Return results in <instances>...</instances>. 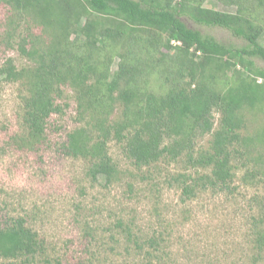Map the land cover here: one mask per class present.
Instances as JSON below:
<instances>
[{"label": "trees", "instance_id": "trees-1", "mask_svg": "<svg viewBox=\"0 0 264 264\" xmlns=\"http://www.w3.org/2000/svg\"><path fill=\"white\" fill-rule=\"evenodd\" d=\"M207 1L0 0L10 14L5 39L26 61L8 57L0 68L23 91L26 134L14 141L27 150L44 144L50 120L71 99L78 125L59 149L85 160L93 181L124 179L113 142L138 170L182 162L185 171L168 186L183 201L232 193L239 171L245 183L264 174V68L257 63L264 61V0H214L234 12ZM184 18L226 28L248 45L222 43ZM261 211L249 264H264V205ZM119 226L145 251L143 264L168 257L163 234L141 240ZM0 264L63 262L25 218L8 217L0 218Z\"/></svg>", "mask_w": 264, "mask_h": 264}, {"label": "rangeland", "instance_id": "rangeland-1", "mask_svg": "<svg viewBox=\"0 0 264 264\" xmlns=\"http://www.w3.org/2000/svg\"><path fill=\"white\" fill-rule=\"evenodd\" d=\"M205 5L235 11L214 0ZM8 15L6 7L0 6V68L8 57L19 66L26 63L5 39ZM184 20L190 28L227 45H248L226 28ZM260 42L264 45V35ZM257 63L264 68V61L257 59ZM22 95L18 84L0 76V218H25L44 240L51 258L63 264H143L145 251L127 240L121 222L141 240L160 234L168 238V257L152 264H249L254 221L264 205V174L245 183L242 170L232 193H208L183 201L180 189L168 186L174 174L185 171L182 162L138 170L113 142L111 154L124 179L110 184L102 177L93 181L85 160L65 156L59 149L78 125L75 101L68 99L64 113L52 117L48 141L27 150L14 141L26 134ZM208 139L200 144L206 146Z\"/></svg>", "mask_w": 264, "mask_h": 264}]
</instances>
